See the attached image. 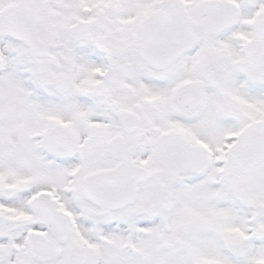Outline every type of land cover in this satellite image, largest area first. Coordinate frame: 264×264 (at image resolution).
I'll use <instances>...</instances> for the list:
<instances>
[{
  "label": "snow or ice",
  "instance_id": "snow-or-ice-1",
  "mask_svg": "<svg viewBox=\"0 0 264 264\" xmlns=\"http://www.w3.org/2000/svg\"><path fill=\"white\" fill-rule=\"evenodd\" d=\"M0 264H264V0H0Z\"/></svg>",
  "mask_w": 264,
  "mask_h": 264
}]
</instances>
